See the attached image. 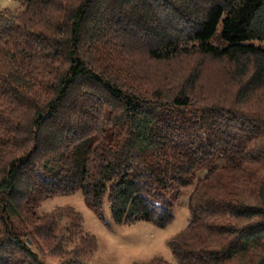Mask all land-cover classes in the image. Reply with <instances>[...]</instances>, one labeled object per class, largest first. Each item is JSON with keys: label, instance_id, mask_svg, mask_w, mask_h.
I'll use <instances>...</instances> for the list:
<instances>
[{"label": "trees", "instance_id": "obj_1", "mask_svg": "<svg viewBox=\"0 0 264 264\" xmlns=\"http://www.w3.org/2000/svg\"><path fill=\"white\" fill-rule=\"evenodd\" d=\"M16 1L0 13V264H44L32 239L70 264L96 251L71 213L38 215L48 199L165 228L186 189L174 264H264V0ZM137 55L237 73L151 94L127 82L145 80Z\"/></svg>", "mask_w": 264, "mask_h": 264}, {"label": "rangeland", "instance_id": "obj_2", "mask_svg": "<svg viewBox=\"0 0 264 264\" xmlns=\"http://www.w3.org/2000/svg\"><path fill=\"white\" fill-rule=\"evenodd\" d=\"M20 10V2L0 0V13ZM256 45L264 47V43H256ZM135 61V68H140L137 77L145 75L143 76L145 80L134 82L128 74L130 78L127 82L130 85L138 86L140 91L151 92V94L159 89L167 95L177 89V85L193 73H203L202 83L206 89L203 91L209 93L217 83H224L220 89L229 90L230 84H228L226 75L227 73H237L235 66L227 61H213L201 56H180L174 59L155 61L137 55ZM118 73L123 76L127 75L124 71ZM226 83L227 85H225ZM221 91L224 94L227 93L226 90ZM261 98L264 100V92H262ZM252 103L257 102H251L250 105ZM250 105L246 110L256 107ZM262 108L264 109V102ZM190 193L191 189H186L181 193L173 209L174 221L165 228H159L147 222L117 225L112 221L111 207L107 200L104 201L102 218H100L87 205L81 192L48 199L37 213L39 216H43L55 211H63L62 226L60 223L62 228L68 226L72 217L79 220L81 235L87 236L90 240H96V251L91 256L84 257L81 260L82 264H149L153 261L174 264L170 243L184 233L190 224L191 215L188 209ZM70 213L72 217H68ZM32 240L31 242L35 243L32 250L39 254L44 264H70L68 258L57 257L50 253L42 242L37 239ZM36 244L38 245L36 246Z\"/></svg>", "mask_w": 264, "mask_h": 264}]
</instances>
